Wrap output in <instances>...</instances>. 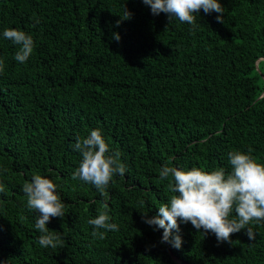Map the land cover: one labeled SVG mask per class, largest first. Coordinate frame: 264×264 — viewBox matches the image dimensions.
<instances>
[{
    "label": "trees",
    "instance_id": "obj_1",
    "mask_svg": "<svg viewBox=\"0 0 264 264\" xmlns=\"http://www.w3.org/2000/svg\"><path fill=\"white\" fill-rule=\"evenodd\" d=\"M219 2L223 22L201 9L193 26L143 0H0V264H264V220L248 225L254 240L242 229L219 243L180 223L176 249L142 218L168 201L165 164L228 171L233 150L264 163V0ZM6 28L33 37L27 61ZM93 129L126 169L107 200L72 179L74 144ZM35 173L65 205L48 224L56 249L39 245L22 191ZM105 203L119 230L94 238L88 221Z\"/></svg>",
    "mask_w": 264,
    "mask_h": 264
},
{
    "label": "clouds",
    "instance_id": "obj_2",
    "mask_svg": "<svg viewBox=\"0 0 264 264\" xmlns=\"http://www.w3.org/2000/svg\"><path fill=\"white\" fill-rule=\"evenodd\" d=\"M150 6L153 15L167 14L169 22L175 18L181 23L195 25L196 14L203 9L205 14L216 12L218 22H223V7L219 0H143ZM131 13L125 7L122 19H130ZM38 22V21H37ZM119 24V21L117 22ZM114 39L120 36L114 33ZM3 37L18 45L15 59L25 62L34 51L33 37L17 28H6ZM0 60V71H3ZM74 149L81 154L79 166L72 174L73 180H82L96 187L107 200L106 191L114 175H123L125 165L120 162L119 153L109 154V145L101 131L93 129L86 137H78ZM249 152L233 150L228 152L230 170L218 167L206 170L193 166L190 169L165 164L159 170L161 181L167 180L170 193L168 201L158 206V213L148 217L142 213L144 222L163 229L162 242H168L179 249L182 245L180 223H191L200 232L213 233L219 242H231V235L246 229L249 240L255 239L252 222L264 220V163L259 162ZM54 181L35 173L30 181H25L22 191L27 198V206L38 212L35 228L39 231L38 243L41 247L56 249L63 246V240L56 232L50 231L48 224L52 218L65 215V205L56 191ZM4 188L0 185V192ZM108 205L88 221L94 225V238L104 239L106 231H118V225L110 223ZM234 213V215H233ZM104 229L105 231H98ZM175 230V234L173 233Z\"/></svg>",
    "mask_w": 264,
    "mask_h": 264
}]
</instances>
